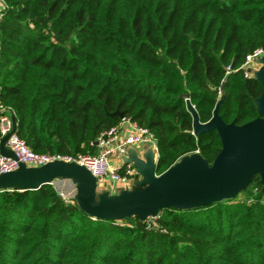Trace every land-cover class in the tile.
Listing matches in <instances>:
<instances>
[{
	"label": "trees",
	"instance_id": "obj_1",
	"mask_svg": "<svg viewBox=\"0 0 264 264\" xmlns=\"http://www.w3.org/2000/svg\"><path fill=\"white\" fill-rule=\"evenodd\" d=\"M3 1L0 101L35 152L92 153L118 110L153 132L160 174L195 150L210 166L222 149L215 128L192 134L186 97L200 123L264 118L262 82L241 67L264 49V0ZM260 179L161 207L152 223L92 218L47 183L1 189L0 264H264Z\"/></svg>",
	"mask_w": 264,
	"mask_h": 264
},
{
	"label": "water",
	"instance_id": "obj_2",
	"mask_svg": "<svg viewBox=\"0 0 264 264\" xmlns=\"http://www.w3.org/2000/svg\"><path fill=\"white\" fill-rule=\"evenodd\" d=\"M259 61L264 62V59L260 58ZM254 77L259 78L263 85L257 104L258 110L264 114V66L262 72L256 73ZM185 101L193 117L192 133L194 135L211 128H215L220 135L222 149L210 166L198 151L185 154L180 157L179 162H174L158 176L151 171L146 180L149 183L148 187H137L135 191L120 196L116 203L106 206L94 203L95 177L85 167L63 160H53L38 167H28L20 163L15 170L0 174V190L37 189L42 184H51L54 177L62 175L60 172L34 181L30 178L31 174L37 173L34 169L57 163L68 164L73 166L74 175L86 178L91 183L86 199L77 200L78 205L92 218L115 220L131 215L148 219L156 217L161 207L184 208L229 198L245 187L254 174L260 175L264 190V118L257 117L241 125H233L223 122L214 113L209 121L200 123L189 98L186 97ZM116 113L120 118L124 116L118 110ZM13 129H17L15 120ZM6 137L0 138V154L14 156L13 152L5 146ZM126 162H132L135 170L141 171L133 159H127ZM146 181L141 179L137 181V185L140 186Z\"/></svg>",
	"mask_w": 264,
	"mask_h": 264
},
{
	"label": "built area",
	"instance_id": "obj_3",
	"mask_svg": "<svg viewBox=\"0 0 264 264\" xmlns=\"http://www.w3.org/2000/svg\"><path fill=\"white\" fill-rule=\"evenodd\" d=\"M4 8L5 3L0 0V11ZM263 52L264 49L257 48L246 55L244 62L241 64L245 75H248L252 62L261 56ZM14 120L12 108L0 101V138L7 136L5 145L14 154V156L0 154V174L15 170L20 163H24L26 166L38 167L53 160H63L75 162L85 167L99 182L110 179L114 182L126 183L136 173L134 165L132 162H124L122 168L113 166L111 160L115 154H124L127 146L139 143H152L158 153L153 132L125 116L121 117L116 125L101 132L96 140L91 143L97 148L96 153L77 154L33 151L25 140L18 135L17 130L13 129ZM124 123L130 126L131 132L125 136H120V130ZM57 194L68 201L62 188L57 190Z\"/></svg>",
	"mask_w": 264,
	"mask_h": 264
},
{
	"label": "crops",
	"instance_id": "obj_4",
	"mask_svg": "<svg viewBox=\"0 0 264 264\" xmlns=\"http://www.w3.org/2000/svg\"><path fill=\"white\" fill-rule=\"evenodd\" d=\"M264 59V52L256 58L249 67V71L251 76H254L256 73L262 72L264 62L259 61V59ZM131 132V128L127 123H124L121 130L120 136H125ZM6 146V145H5ZM158 153L155 151V147L152 143H139L134 145L127 146L126 152L124 154H115L111 160V164L115 167L122 168L124 162L127 159H133V161L140 168V172L136 171V173L126 182L119 183L114 182L110 179H106L103 181L95 180L94 188H93V200L95 204L98 205H112L118 201V198L124 194L133 192L137 187L146 188L149 186L147 183V176L151 171H153L155 176L159 174L155 171L156 163H157ZM180 158L175 162H179ZM35 167V166H28ZM37 171L36 174H31L30 178H33L34 181L43 179L44 176L55 175L56 173L62 174L54 177V183L61 181H68L72 190V196L68 194L67 185L66 189L62 188L63 191L67 194L66 196L69 199H74L75 201H83L86 199L88 195V191L91 187V183L86 178L81 176L74 175V168L71 165L64 163H57L49 166H45L43 168L34 169ZM144 179L142 185L138 186L137 181ZM32 180V179H31ZM60 180V181H59ZM52 181V182H53ZM62 183V182H61Z\"/></svg>",
	"mask_w": 264,
	"mask_h": 264
},
{
	"label": "rangeland",
	"instance_id": "obj_5",
	"mask_svg": "<svg viewBox=\"0 0 264 264\" xmlns=\"http://www.w3.org/2000/svg\"><path fill=\"white\" fill-rule=\"evenodd\" d=\"M251 74H252V73H250V71L248 70V76H251ZM96 152H97V148L94 146V149H93V152H92V153H96ZM184 160H186V158H185ZM61 182H62V183H61ZM61 182L52 183L51 185H52L55 189H57V190H59L60 188H65V189H66V187H67V185H68V186H69V188H68V194L72 196V190H71V187H70L69 182H68V181H61ZM250 193H252V188H251V187H249V188L246 189V190H243V191L239 192V193L237 194V196H236V199H237V200H244V199L248 198V196H249ZM66 195H67V194L65 193V196H66ZM65 198H66L67 200H70L68 196H66ZM153 220H154V218H152V217H149V218H148V221H149L150 223H152ZM118 221H120V220H118Z\"/></svg>",
	"mask_w": 264,
	"mask_h": 264
}]
</instances>
